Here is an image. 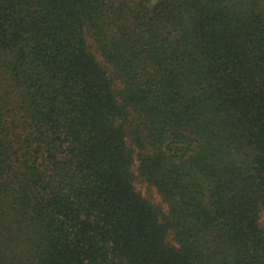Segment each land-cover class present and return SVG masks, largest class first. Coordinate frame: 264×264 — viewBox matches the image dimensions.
Wrapping results in <instances>:
<instances>
[{
    "label": "trees",
    "instance_id": "16d2710c",
    "mask_svg": "<svg viewBox=\"0 0 264 264\" xmlns=\"http://www.w3.org/2000/svg\"><path fill=\"white\" fill-rule=\"evenodd\" d=\"M0 264H264V0H0Z\"/></svg>",
    "mask_w": 264,
    "mask_h": 264
},
{
    "label": "rangeland",
    "instance_id": "374dc122",
    "mask_svg": "<svg viewBox=\"0 0 264 264\" xmlns=\"http://www.w3.org/2000/svg\"><path fill=\"white\" fill-rule=\"evenodd\" d=\"M137 188L139 191L151 199L152 201L156 203H162L160 195L155 191V189L148 187L145 183L143 182H136ZM163 204V203H162ZM164 205V204H163Z\"/></svg>",
    "mask_w": 264,
    "mask_h": 264
}]
</instances>
